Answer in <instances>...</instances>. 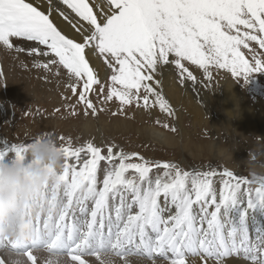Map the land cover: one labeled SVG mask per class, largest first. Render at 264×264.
Listing matches in <instances>:
<instances>
[{"label": "snow or ice", "instance_id": "snow-or-ice-1", "mask_svg": "<svg viewBox=\"0 0 264 264\" xmlns=\"http://www.w3.org/2000/svg\"><path fill=\"white\" fill-rule=\"evenodd\" d=\"M45 9L26 0H0V45L13 50L12 38L35 42L29 55L50 58L36 67L66 69V86L86 116L98 118L113 101L119 104L112 115L130 106L156 105L171 115L158 90L161 74L174 65L181 84L195 82L184 61L203 69L208 81L212 67L246 84L254 73L264 72L259 51L264 50V0H46ZM57 13L71 37L54 22ZM101 58L110 83L90 63ZM72 114L78 115L74 107ZM59 139L64 164L46 192L48 211L34 218L30 240L0 236V264H38L43 252L48 253L43 264H87L85 257H95L98 264H116L114 258L130 264L129 257L151 264L157 258L195 264L189 257L225 264L226 257L240 255L250 264H264V223L257 219L264 217V175L188 172L116 144L88 141L74 147L70 139ZM29 147L5 140L0 160L21 158Z\"/></svg>", "mask_w": 264, "mask_h": 264}, {"label": "rangeland", "instance_id": "rangeland-1", "mask_svg": "<svg viewBox=\"0 0 264 264\" xmlns=\"http://www.w3.org/2000/svg\"><path fill=\"white\" fill-rule=\"evenodd\" d=\"M250 46L259 50V46L254 43H251ZM13 50L15 51V48ZM1 51H3V53L6 51L5 55H9L6 49H1ZM241 51L244 52L246 57L251 61V57L248 56V50L242 48ZM259 51L264 52V50ZM14 53L15 52H13V54ZM17 54L23 61V57L20 56L21 52ZM0 56L2 59L6 58L4 62L9 58L8 56ZM41 57L42 62H48L50 59L49 57ZM172 59L173 57H170V60ZM99 60L103 64L102 58ZM183 63L197 79L195 82L185 80L184 84H181L179 82L180 77L178 70H175L174 65H169L174 71L175 84L180 88L182 87L181 89L184 91H187L194 100H202L208 111L207 123L200 126L196 125V128H194L189 118H185L184 120V127L189 131V137L185 144H189L192 141L191 145H193V147H191V145H188L189 147L186 145L184 149L173 147H158L159 149H152L150 145L157 144L153 142L151 136H141L137 133L140 132L139 129H142L145 123L151 122L153 116H151L150 112L155 110V107L151 108V110L136 109L134 106H130L129 110L125 113L112 115V112L118 111V101L109 102L107 105L109 111L101 112L98 116L102 119V124L105 126L104 131H114L115 133V135H110L113 139L109 140L107 138L108 140H105V144H116L129 153L133 151V153L138 152V154L153 163L159 161L161 164H177L181 169L188 172L211 170L221 173L224 170H230L237 176L249 179L253 175H264V72L254 73L246 84L242 79L237 81L227 70L212 67L210 70L213 78L211 81H208L203 69H200L199 66L193 65L187 61ZM51 67L54 68L52 65ZM51 67L50 69H52ZM94 67L97 71L101 69V65ZM1 70L2 69H0V72H2ZM40 70L42 73H39L40 75H37V77L35 76L36 80L34 84L33 82L31 83V81L16 78L12 74L11 69L3 71L5 75L3 72L0 74V102H2V108L5 107L3 108V114L0 115L1 144L3 145L5 140L12 143H30L35 136L41 133L53 135L59 144L64 143V141L59 139L61 136L65 138V141L70 139L74 147L80 146L77 144V141L81 142L82 140H87L86 143L88 141H92L95 144L99 143L97 138L94 136H87L84 131L85 122L88 121L89 115L86 116L84 114L83 106L76 103V97L71 96L66 86L68 82L67 70L62 69L59 71L60 75L58 76L60 78L57 75L53 76L51 73L48 76L44 68H40ZM6 72L9 73L7 74ZM162 73L164 74V72ZM163 74H161V77H164L165 74ZM168 76L171 77V75L167 73L165 79ZM103 80L110 83V77L107 72ZM228 82L236 84L239 95L236 107H231V110L235 112L234 115H230L225 108L224 90ZM17 85L21 89L16 87ZM35 85H41V88L39 89V87ZM21 86L27 88L23 91ZM29 89L30 92L28 93L27 90ZM44 90L47 93L41 94ZM206 96H208V99ZM65 97H68V99H65ZM234 103L235 100L232 104ZM243 104L247 105L248 111L250 110V117H255L256 112L260 114L263 119L262 128L255 127L256 129L258 128L256 131L255 128H244L245 126L240 123L238 117H241L239 114ZM69 105L72 107H69ZM97 106L100 107L101 105L98 104ZM73 107L78 115L72 114ZM6 108L8 110H6ZM57 109H59V111H57ZM159 110L160 109H157L158 112ZM140 111L144 112V114H140ZM174 112L175 110H172V114H169L168 117L164 114L167 112L157 114L154 121L158 123V121L164 120L158 123L162 126L161 128H164V130L169 129L168 132L177 135L176 132H178L179 127L176 125L173 116ZM245 113L248 115V112ZM95 119L97 120L98 118L95 117ZM106 125L109 127H106ZM165 125H167V127H165ZM250 127H253V125ZM172 129H175V131ZM247 129L251 131H246ZM90 131L94 134L100 133L99 125ZM105 135L108 136V134ZM194 144H197V146L194 147ZM99 145L101 144L99 143ZM145 154L147 156H145ZM155 170L156 169H154V171ZM157 260V264H165L160 258ZM129 261L134 264V262H131L132 260L129 259ZM116 264H122V261L118 258ZM144 264H151V262L147 261V263Z\"/></svg>", "mask_w": 264, "mask_h": 264}, {"label": "bare ground", "instance_id": "bare-ground-1", "mask_svg": "<svg viewBox=\"0 0 264 264\" xmlns=\"http://www.w3.org/2000/svg\"><path fill=\"white\" fill-rule=\"evenodd\" d=\"M26 2H32L34 4V6H39V7H41V10H46L45 9L46 0H44V3H38V0H26ZM55 2L59 3V0H55ZM90 2H91V0H90ZM60 7L62 9H65L67 12L70 13V10L66 9V6L60 5ZM72 15H74V14H72ZM55 16H56V19H54V22L58 23V26H60L62 28V30L71 37L72 30H70V26L67 25V22L63 21V18L59 17L58 13L55 14ZM12 43H13V49L16 48V47H21V48L24 49V51H22L21 54H20V56L23 57L24 60L22 61L21 58L17 54L18 52L14 51V50H7V52L9 53L10 56L9 55H5L6 51H4V53H3V51H1V49H4V48H3L2 45H0V55H2L4 57H6V56L9 57L4 62V59H6V58L2 59L1 56H0V61H1L0 69H2L1 71L3 72V71H7V70L11 69L12 74L16 78L25 79V81H31V83L33 82V84H34V81L36 80L35 76L37 77V75H40L39 73H42L40 68L36 67V65L37 64L47 63V62H42V57L40 55H37V54L29 55L30 46L34 45L35 42L19 41V40H17V38H12ZM38 47L43 48V46H38ZM13 52H15V53L13 54ZM90 63H92V64L94 63L95 65L94 64L93 65L96 66V67L101 65V69L99 67L100 70H98V72H99V75H100L101 79L103 80L105 78V76H106V72L107 71L105 70V67L103 66L102 62L99 59H94V60L90 61ZM52 66L54 68H52L50 66L52 69L45 71V73L48 76L50 75V73L53 76H55V75H57V72H59V71H61L63 69L62 66H58V65H52ZM163 72H164L165 75L167 73H169L171 75V77L168 76L165 79V75L162 73L164 75V77L163 76H162L163 78L161 77L162 83H161V86H160V88L158 90L161 91L162 95L164 96V99L168 101V104L170 105L172 110L173 111L175 110L173 116L175 118L176 125L179 127L178 128L179 129L178 132H176L177 135L173 134L171 132H168L169 131L168 128H167L168 130H164V128H161L162 126L160 124H158V123H161L164 120L163 121L162 120H160V121L157 120L158 123L154 121V119L157 116V114H161L162 113L161 110H159V112L157 111V109H160L159 105L155 106V110L151 109L152 111L150 112V114H151V116H153L152 119H151V122L145 123V125L142 127V129H139L140 132L137 133V134H140L141 136L145 135L146 137H147V135L151 136L153 142H155L157 144V145H153V144L150 145L152 149L158 148V147H163V148L173 147V148H182V149H184V148H186V145L188 146V145H191V143H192V141H191V143L185 144L186 140H188V137H189V135H188L189 131L184 127L185 118H189L190 122L193 123L194 128H196V125L200 126V125H202L204 123H207L208 111H207V108L205 106V103L202 100H200V101L194 100V98L190 94H188L187 91H184L183 89H181L182 87L180 88L179 86H177L175 84L174 73H173L174 71H173L172 68H170V66H165V70ZM3 73L5 75V72H3ZM6 73L8 74L9 72H6ZM5 78H7V77H5ZM64 78H66V77H64ZM16 81H18V80H16ZM35 86L39 87V89L41 88L40 87L41 85H38V86L35 85ZM42 86H43V84H42ZM16 87H18V85ZM36 87H34V88H36ZM18 88H20V87H18ZM25 88H27V87H25ZM25 88H23V91H24ZM39 89H38V91H39ZM45 90H44V92H41V94L45 93L46 92ZM34 91H36V90H34ZM38 91H36V92H38ZM27 92L29 93L30 89L27 90ZM39 93H40V91H39ZM34 95H35V92H34ZM224 97H225V108H226L227 112L230 115H234L235 112L233 110H231V107L235 108L236 104H237V101L239 100V95H238V91H237L235 83L228 82V84H227V86H226V88L224 90ZM8 98H9V96H8ZM206 98L208 99V96H206ZM150 99L154 100V98H152V97H150ZM204 99H205V97H204ZM234 100H235V103L232 104L234 102ZM3 108H5V107H3ZM3 108H2V102H0V115L3 114V111H4ZM6 110H8V109L6 108ZM249 111L247 109V105L243 104L242 105V110L240 111V114H239V115H241V117H238L240 123L245 126L244 128H255V127H261L262 128L263 119L261 118L260 114L258 112H256L255 117H250L249 116ZM245 112H248V115ZM140 114H144V112L140 111ZM164 114L167 117L169 116L168 113H164ZM250 114H252V113H250ZM147 115H148V113H147ZM141 117H144V116H141ZM146 117H149V116H146ZM134 118H135V116H134ZM85 124L86 125L84 127V131L87 134V136H91V137L94 136L95 138H97L98 142L101 145L105 144V140L107 138L109 140L113 139V138H111L110 135H115L114 131H107V130L104 131L105 126L102 124V119H100V117H98V119L96 120L95 116L89 115L88 121L85 122ZM97 125H99V127H100V133L94 134L90 130L91 129H95ZM251 125H253V127H250ZM106 127H109V126L106 125ZM257 129L255 128L256 131H257ZM248 130L249 129H247L246 131H248ZM249 131H251V130H249ZM105 134H108V136H106ZM145 136H143V137H145ZM114 139H115V137H114ZM86 141L87 140H82L81 142L77 141V144L81 146V145L86 144ZM26 143H28V142H26ZM99 143H97V144L99 145ZM0 146H3L1 144V141H0ZM195 146H197V144H194V147ZM191 147H193V145H191ZM144 153H145V151H144ZM148 155H151V154H148ZM153 155H154V153H153ZM145 156H147V155L145 154ZM84 158L85 157L82 154L81 155V159L83 160ZM149 158H151V157H149ZM69 162L70 163H75L74 160L69 161ZM186 162H188V161H186ZM104 163L105 162H101V167L102 168H103ZM155 171H157V170H155ZM158 171L160 172V174H162L163 169H160ZM98 175L102 179L103 178V171H101ZM213 179H214V187L216 188L217 192L219 193V191L222 189V184L220 183V178H219V176H216ZM173 211H175V210L173 209ZM257 219L261 223H264V217H259L258 216ZM47 257H48V253H46V252L39 253L38 254V264H43V260L46 259ZM64 259H67V257H65ZM84 259L89 264H98V262L95 260V257H85ZM114 259L116 260V258H114ZM129 259L132 260L131 262H134V264H136V263L137 264L147 263V261L142 260V259H138L136 257H131ZM117 260H118V258H117ZM189 261H195V264H201L199 258L189 257ZM130 264H132V263H130ZM213 264H214V262H213ZM225 264H250V261H246L243 258L242 255H240V256H231V257H226L225 258Z\"/></svg>", "mask_w": 264, "mask_h": 264}, {"label": "clouds", "instance_id": "clouds-1", "mask_svg": "<svg viewBox=\"0 0 264 264\" xmlns=\"http://www.w3.org/2000/svg\"><path fill=\"white\" fill-rule=\"evenodd\" d=\"M63 164L61 145L48 133L35 136L23 157L0 160V236L32 238L34 218L47 213L45 195Z\"/></svg>", "mask_w": 264, "mask_h": 264}]
</instances>
